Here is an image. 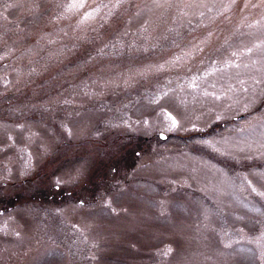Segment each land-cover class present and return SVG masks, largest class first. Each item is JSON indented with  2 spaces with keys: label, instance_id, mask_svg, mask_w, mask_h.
Segmentation results:
<instances>
[{
  "label": "rangeland",
  "instance_id": "rangeland-1",
  "mask_svg": "<svg viewBox=\"0 0 264 264\" xmlns=\"http://www.w3.org/2000/svg\"><path fill=\"white\" fill-rule=\"evenodd\" d=\"M0 264H264V0H0Z\"/></svg>",
  "mask_w": 264,
  "mask_h": 264
},
{
  "label": "trees",
  "instance_id": "trees-1",
  "mask_svg": "<svg viewBox=\"0 0 264 264\" xmlns=\"http://www.w3.org/2000/svg\"><path fill=\"white\" fill-rule=\"evenodd\" d=\"M224 124H226V121H222L220 123H214L212 125V127L208 128V130H204V131L197 132L194 134L192 133V134H190V136L189 135L185 136V138L192 137V135L193 136H201V137L211 135L215 131L216 128L222 129L221 127L224 126Z\"/></svg>",
  "mask_w": 264,
  "mask_h": 264
},
{
  "label": "water",
  "instance_id": "water-1",
  "mask_svg": "<svg viewBox=\"0 0 264 264\" xmlns=\"http://www.w3.org/2000/svg\"><path fill=\"white\" fill-rule=\"evenodd\" d=\"M160 137H161V138H164V137H165V135L161 133V134H160Z\"/></svg>",
  "mask_w": 264,
  "mask_h": 264
}]
</instances>
